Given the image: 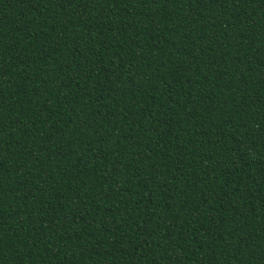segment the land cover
<instances>
[{"label": "trees", "instance_id": "16d2710c", "mask_svg": "<svg viewBox=\"0 0 264 264\" xmlns=\"http://www.w3.org/2000/svg\"><path fill=\"white\" fill-rule=\"evenodd\" d=\"M0 264H264V0H0Z\"/></svg>", "mask_w": 264, "mask_h": 264}]
</instances>
